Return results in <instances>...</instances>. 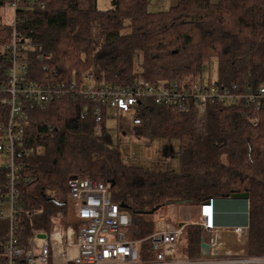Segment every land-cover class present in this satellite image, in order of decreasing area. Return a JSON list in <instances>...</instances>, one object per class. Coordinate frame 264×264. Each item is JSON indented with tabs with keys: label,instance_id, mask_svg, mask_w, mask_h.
Returning <instances> with one entry per match:
<instances>
[{
	"label": "trees",
	"instance_id": "16d2710c",
	"mask_svg": "<svg viewBox=\"0 0 264 264\" xmlns=\"http://www.w3.org/2000/svg\"><path fill=\"white\" fill-rule=\"evenodd\" d=\"M44 1L45 9H29L17 17L22 49L30 53V80L56 84L95 71L107 85L141 79L192 84L214 58L219 84L264 87V0H179L157 13L149 11V0H112L106 11L98 9L97 0ZM6 4L8 0H0V7ZM96 29L98 35L93 36ZM11 35L10 25L0 26V45L9 43ZM139 51L140 72L135 62ZM43 56L51 60L42 62ZM7 65L0 56L1 85ZM8 98L7 92H0V126L8 118ZM96 107L69 95L30 106V122L17 153L18 225L24 244L33 231L49 233L58 216L65 218L68 201L74 211L72 179L93 178L110 187L113 183L111 199L126 206L132 239L153 232V211L197 207L209 199L247 193L246 249L264 256V109L255 115L259 124L252 126L247 121L250 112L241 106L210 103L205 115L152 103L140 106V124L132 126L131 134L146 141L178 140L180 172L175 173L126 164L106 129L107 109L97 129ZM5 175L1 167V186ZM74 218L76 224L64 228L81 226ZM8 228V222H0V241ZM203 237L198 226L186 229L187 257L200 256Z\"/></svg>",
	"mask_w": 264,
	"mask_h": 264
},
{
	"label": "built area",
	"instance_id": "2783aa9c",
	"mask_svg": "<svg viewBox=\"0 0 264 264\" xmlns=\"http://www.w3.org/2000/svg\"><path fill=\"white\" fill-rule=\"evenodd\" d=\"M8 5L14 16L10 42L0 50V56L8 62L6 82L0 84V92L9 95L6 100L8 118L0 126V156L5 159L6 170V183L0 185V222H8L9 228L0 241V264H264V256L233 253L222 247V230L217 225L214 199L197 206L198 221L172 226L166 219L159 218L149 236L130 238L132 219L126 208L113 202L110 185L93 178H75L69 182L70 199L81 223L77 231L73 228L66 231L55 224L49 233L33 231L26 244L23 243L18 225L20 168L17 153L30 122V106L43 105L62 95L83 97L97 104L94 118L98 129L104 119V109L114 110L118 115L133 112V125H139L137 111L146 103L195 115H205L210 103H220L244 107L250 112L248 123L257 126L259 119L255 115L264 109V87L241 83L225 85L211 80L205 86L196 82L152 84L143 79L129 85H107L95 71L79 80L56 84L30 80V53L22 49L17 17L29 9H45L46 2L8 0ZM40 60L47 62L51 57L43 56ZM248 201L245 202L249 206ZM193 225L203 230L204 237L200 256L191 258L181 255L179 248L186 229ZM231 231L238 244L247 246L249 227H234ZM42 234L44 239L39 237ZM203 243L208 250L202 248Z\"/></svg>",
	"mask_w": 264,
	"mask_h": 264
},
{
	"label": "rangeland",
	"instance_id": "374dc122",
	"mask_svg": "<svg viewBox=\"0 0 264 264\" xmlns=\"http://www.w3.org/2000/svg\"><path fill=\"white\" fill-rule=\"evenodd\" d=\"M99 10H109L112 7V0H97ZM12 8L6 4L0 7V26L11 25L13 19ZM98 35V29L93 33V36ZM5 45H0V50ZM136 69L141 71L142 63V53L137 52L135 55ZM216 82L218 80V62L216 59H211L209 62L205 63L202 74L198 77L195 82L201 85H207L209 81ZM188 83V81H184ZM194 83V82H193ZM108 118L105 120L106 129L112 137V146L118 148L122 158L126 164H130L137 167H143L147 171H164L171 170L175 173L180 172V158L177 154L179 149L178 140H167L163 138H154L152 140L137 139L131 134V129L133 126V120L135 118L134 113L130 112L127 115H118L114 110H109L107 112ZM5 167V159L0 156V168ZM246 203V202H245ZM244 203V204H245ZM246 205V204H245ZM69 214L63 218L58 216L57 224L64 228L68 223L70 225L75 223L76 210H72V205L68 201ZM188 210L182 209L175 206H167L163 209L156 210L153 218L158 220L159 218L166 219L167 222L172 226H177L179 223L195 222L197 219L186 220L184 216H181V211ZM197 211V209H195ZM199 216V212L197 211ZM75 215V216H74ZM198 218V217H197ZM77 228L70 226L64 228L66 231L69 228H73L77 231ZM190 227H195L190 226ZM234 241V242H233ZM220 243L224 247L235 246L239 249H234L233 253H241L250 255L247 249L240 248L244 245L238 244L236 237L227 236L226 234L220 239ZM187 243L185 238L180 244V254L186 256L184 251L186 250ZM228 249V248H226ZM232 249V248H231ZM229 250V249H228ZM256 256V255H252Z\"/></svg>",
	"mask_w": 264,
	"mask_h": 264
},
{
	"label": "crops",
	"instance_id": "0c3cea01",
	"mask_svg": "<svg viewBox=\"0 0 264 264\" xmlns=\"http://www.w3.org/2000/svg\"><path fill=\"white\" fill-rule=\"evenodd\" d=\"M217 1L218 0H211V3H217ZM178 2L179 0H149L148 8L149 11L153 13L164 12L170 10ZM244 203L245 202L228 201L225 199L217 200V225L221 227L222 230L220 238H222L225 234L227 236L235 237V235L232 234L231 231L234 227H249V206L247 203H245L246 205ZM177 207L188 209L181 211V216H184L187 221L192 219H197L195 221H198V209L196 206L180 205ZM195 209H197V211ZM222 247L224 249L228 248L231 251H233L234 249H239L235 246L225 248L224 245H222ZM244 247L246 248V246H242L240 248L245 249Z\"/></svg>",
	"mask_w": 264,
	"mask_h": 264
},
{
	"label": "water",
	"instance_id": "95a60500",
	"mask_svg": "<svg viewBox=\"0 0 264 264\" xmlns=\"http://www.w3.org/2000/svg\"><path fill=\"white\" fill-rule=\"evenodd\" d=\"M113 183L111 184V187H113ZM225 200H228V201H248L249 200V195L247 193H242V194H233L231 195L230 197L226 198ZM217 205V201H214V206L216 207ZM123 208H126L124 205L122 206ZM155 211L151 212L152 214L154 213ZM40 238L44 239L45 238V235L42 234V235H39ZM202 248H205L206 250H208V246L203 243L202 244Z\"/></svg>",
	"mask_w": 264,
	"mask_h": 264
},
{
	"label": "bare ground",
	"instance_id": "6f19581e",
	"mask_svg": "<svg viewBox=\"0 0 264 264\" xmlns=\"http://www.w3.org/2000/svg\"><path fill=\"white\" fill-rule=\"evenodd\" d=\"M213 209H216V207L215 206H213ZM211 210V209H210Z\"/></svg>",
	"mask_w": 264,
	"mask_h": 264
}]
</instances>
